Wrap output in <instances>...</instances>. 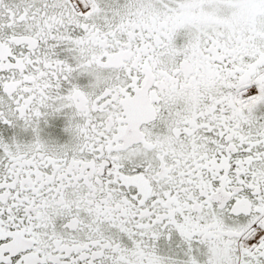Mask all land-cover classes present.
Segmentation results:
<instances>
[{
	"label": "snow or ice",
	"instance_id": "1",
	"mask_svg": "<svg viewBox=\"0 0 264 264\" xmlns=\"http://www.w3.org/2000/svg\"><path fill=\"white\" fill-rule=\"evenodd\" d=\"M0 264H264V0H0Z\"/></svg>",
	"mask_w": 264,
	"mask_h": 264
}]
</instances>
